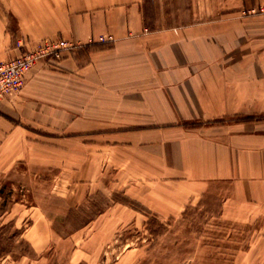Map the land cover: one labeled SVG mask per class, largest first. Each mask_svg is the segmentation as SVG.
<instances>
[{"label": "crops", "instance_id": "1", "mask_svg": "<svg viewBox=\"0 0 264 264\" xmlns=\"http://www.w3.org/2000/svg\"><path fill=\"white\" fill-rule=\"evenodd\" d=\"M143 2L0 0V60L43 38L75 44L0 100V177L20 163L58 179L111 173L158 219L211 194L224 218L264 221V14L236 10L264 0H214L212 17L195 7L165 27Z\"/></svg>", "mask_w": 264, "mask_h": 264}, {"label": "rangeland", "instance_id": "2", "mask_svg": "<svg viewBox=\"0 0 264 264\" xmlns=\"http://www.w3.org/2000/svg\"><path fill=\"white\" fill-rule=\"evenodd\" d=\"M195 7L204 16L215 13L214 0L143 2L153 27L188 23ZM236 10L242 17L264 14V2H243ZM54 173L20 163L0 177V200L7 196L0 237L8 241L14 227L23 231L0 264H119L125 250L124 264H264V221L224 218L219 196L206 194L180 214L158 219L111 183V173L101 179ZM128 207L139 212L132 218Z\"/></svg>", "mask_w": 264, "mask_h": 264}, {"label": "built area", "instance_id": "3", "mask_svg": "<svg viewBox=\"0 0 264 264\" xmlns=\"http://www.w3.org/2000/svg\"><path fill=\"white\" fill-rule=\"evenodd\" d=\"M112 39L111 35L100 36V41ZM74 46V43L62 38H43L32 48L14 57L0 60V100L14 96L21 91L25 74L36 62L59 61L63 56V51Z\"/></svg>", "mask_w": 264, "mask_h": 264}, {"label": "trees", "instance_id": "4", "mask_svg": "<svg viewBox=\"0 0 264 264\" xmlns=\"http://www.w3.org/2000/svg\"><path fill=\"white\" fill-rule=\"evenodd\" d=\"M0 194H2L1 190H0ZM7 204V196H2L1 197V200H0V211L1 212H4L5 209H6V205ZM153 223V220H149L147 221L148 224ZM9 226V223L8 224H3L2 225V228H7ZM22 230L17 228V227H14L13 228V232L6 238L8 239V241L6 240H3V238L0 237V257L14 251L16 249V247L12 244V237L14 236H18V237H21L22 236ZM21 240L23 241L24 239L21 238Z\"/></svg>", "mask_w": 264, "mask_h": 264}]
</instances>
